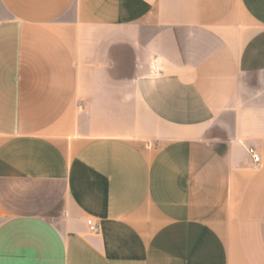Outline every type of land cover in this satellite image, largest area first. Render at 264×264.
Segmentation results:
<instances>
[{"label": "crops", "instance_id": "0c3cea01", "mask_svg": "<svg viewBox=\"0 0 264 264\" xmlns=\"http://www.w3.org/2000/svg\"><path fill=\"white\" fill-rule=\"evenodd\" d=\"M0 264H264V0H0Z\"/></svg>", "mask_w": 264, "mask_h": 264}, {"label": "built area", "instance_id": "2783aa9c", "mask_svg": "<svg viewBox=\"0 0 264 264\" xmlns=\"http://www.w3.org/2000/svg\"><path fill=\"white\" fill-rule=\"evenodd\" d=\"M155 70H158V68L156 67ZM250 154L252 155V158H253L255 163L260 162V156L255 152V150L250 149ZM87 225H88L89 231L91 233H98L100 230L98 223L96 221H94L93 219H88Z\"/></svg>", "mask_w": 264, "mask_h": 264}]
</instances>
